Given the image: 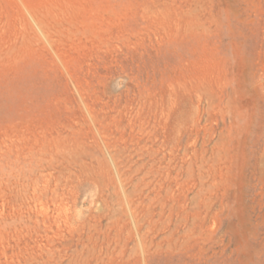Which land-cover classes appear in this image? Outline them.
Returning a JSON list of instances; mask_svg holds the SVG:
<instances>
[{
  "label": "rangeland",
  "instance_id": "374dc122",
  "mask_svg": "<svg viewBox=\"0 0 264 264\" xmlns=\"http://www.w3.org/2000/svg\"><path fill=\"white\" fill-rule=\"evenodd\" d=\"M0 264H264V0H0Z\"/></svg>",
  "mask_w": 264,
  "mask_h": 264
},
{
  "label": "bare ground",
  "instance_id": "6f19581e",
  "mask_svg": "<svg viewBox=\"0 0 264 264\" xmlns=\"http://www.w3.org/2000/svg\"><path fill=\"white\" fill-rule=\"evenodd\" d=\"M45 16V15H44ZM40 21V20H39ZM25 176V175H24ZM27 178V177H26Z\"/></svg>",
  "mask_w": 264,
  "mask_h": 264
}]
</instances>
